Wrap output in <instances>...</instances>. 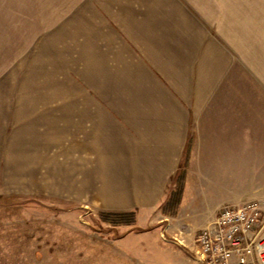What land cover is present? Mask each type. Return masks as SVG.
Instances as JSON below:
<instances>
[{
  "label": "crops",
  "instance_id": "1",
  "mask_svg": "<svg viewBox=\"0 0 264 264\" xmlns=\"http://www.w3.org/2000/svg\"><path fill=\"white\" fill-rule=\"evenodd\" d=\"M95 2L77 43L82 102L35 115L39 151L61 128L68 152L116 175L133 207H162L182 175L169 227L226 202L264 204V0Z\"/></svg>",
  "mask_w": 264,
  "mask_h": 264
},
{
  "label": "rangeland",
  "instance_id": "2",
  "mask_svg": "<svg viewBox=\"0 0 264 264\" xmlns=\"http://www.w3.org/2000/svg\"><path fill=\"white\" fill-rule=\"evenodd\" d=\"M95 1L0 0V264H198L197 236L229 202L211 220L169 227L163 207L177 210V177L162 207H133L116 175L88 173L93 161L68 152L61 128L46 129L40 151L28 132L36 114L82 102L77 43ZM127 209L137 211L134 226L100 217Z\"/></svg>",
  "mask_w": 264,
  "mask_h": 264
},
{
  "label": "built area",
  "instance_id": "3",
  "mask_svg": "<svg viewBox=\"0 0 264 264\" xmlns=\"http://www.w3.org/2000/svg\"><path fill=\"white\" fill-rule=\"evenodd\" d=\"M262 213L256 199L223 205L197 236V258L202 264H251L256 256L264 264Z\"/></svg>",
  "mask_w": 264,
  "mask_h": 264
},
{
  "label": "trees",
  "instance_id": "4",
  "mask_svg": "<svg viewBox=\"0 0 264 264\" xmlns=\"http://www.w3.org/2000/svg\"><path fill=\"white\" fill-rule=\"evenodd\" d=\"M182 175L179 176L177 182V188L175 192L172 193L170 202L172 203L173 199L177 198V203L180 200L182 194ZM163 212L168 213L166 206L163 207ZM100 217L103 221L111 224L112 226L120 225H130L134 226L137 223L135 211H101Z\"/></svg>",
  "mask_w": 264,
  "mask_h": 264
}]
</instances>
